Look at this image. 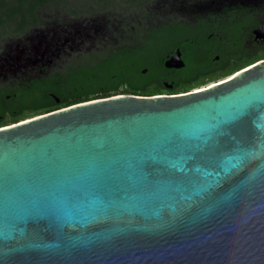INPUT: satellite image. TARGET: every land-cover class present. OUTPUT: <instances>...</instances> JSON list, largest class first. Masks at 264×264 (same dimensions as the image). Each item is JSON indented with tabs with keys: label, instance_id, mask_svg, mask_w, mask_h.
<instances>
[{
	"label": "water",
	"instance_id": "1",
	"mask_svg": "<svg viewBox=\"0 0 264 264\" xmlns=\"http://www.w3.org/2000/svg\"><path fill=\"white\" fill-rule=\"evenodd\" d=\"M0 264H264V58L1 127Z\"/></svg>",
	"mask_w": 264,
	"mask_h": 264
},
{
	"label": "trees",
	"instance_id": "2",
	"mask_svg": "<svg viewBox=\"0 0 264 264\" xmlns=\"http://www.w3.org/2000/svg\"><path fill=\"white\" fill-rule=\"evenodd\" d=\"M119 1L116 0V3ZM52 2L55 0H0V37L19 36L37 27L41 22L38 11ZM235 15V21L229 23L222 32L225 35L222 46L216 51L219 59H210L207 65L199 66L194 62L186 63V72L177 84L176 91L230 76L238 69L264 58V49L253 53L243 46L247 36L259 25L254 12L241 8L236 10ZM158 31V35L143 42L135 52H126L125 49L121 53H112L99 62L75 70L69 69L55 79L35 82L30 89L17 92V101L9 102L0 110V126L5 125L7 115L11 122H17L75 103L115 94H158L160 88L150 86L156 62L167 51L185 43L180 28H159Z\"/></svg>",
	"mask_w": 264,
	"mask_h": 264
},
{
	"label": "rangeland",
	"instance_id": "3",
	"mask_svg": "<svg viewBox=\"0 0 264 264\" xmlns=\"http://www.w3.org/2000/svg\"><path fill=\"white\" fill-rule=\"evenodd\" d=\"M231 8L254 12L264 28V0H55L38 11L41 22L37 27L19 36L0 37V60L14 55L39 56L44 50L43 70L61 71L73 63H94L118 45L138 42L151 26L192 21L197 13L225 14ZM252 39L248 36L244 47L253 53L262 51L264 43ZM37 69L27 67L15 76L34 75ZM10 77L3 73V80ZM227 78L205 81L197 88L202 90Z\"/></svg>",
	"mask_w": 264,
	"mask_h": 264
},
{
	"label": "flooded vegetation",
	"instance_id": "4",
	"mask_svg": "<svg viewBox=\"0 0 264 264\" xmlns=\"http://www.w3.org/2000/svg\"><path fill=\"white\" fill-rule=\"evenodd\" d=\"M236 10L231 8L230 10L226 11L225 14H213L207 13L205 15L201 13H197L196 17L192 21H176V22H168V23H161L156 26H151L145 29L143 36L138 42H134L128 45H118L113 48L111 51L106 53L103 57L99 58L96 62H99L108 55L112 53H121L123 50H127L126 52H135L143 42L147 41L154 35L159 34V28L170 29L171 27L180 28L183 30L181 36L184 37L182 41H185L184 45H178L174 49H171L164 53L161 56V60L157 61L155 67L153 68L154 72V79L151 81V87H159L160 91L158 94L161 95H172V94H180V93H188L191 91L199 90V88H190L187 90H180L176 91L177 84L184 76L186 72V63H195L197 66L200 64L207 65L210 59L214 61L219 59V54L216 51L219 50L222 46L223 38V30H226L229 26V23L234 22L236 15ZM262 25L257 26L261 27ZM33 29V28H32ZM208 30V32H204V30ZM161 32V31H160ZM253 36L252 41L254 43H264V39H255L253 33L249 34L248 36ZM248 36L244 43L247 41ZM181 38V37H180ZM243 43V46H244ZM36 51V50H35ZM39 52V50H37ZM176 53L179 54V58L183 63L180 67H167L165 62L170 60V58L175 55ZM211 56V57H210ZM44 57V50L42 54L39 56L33 55L29 58H25V56H8L4 60H0L2 75L0 76V110L6 107V104L9 102H16L17 97L16 94L19 91L28 90L32 87L35 82H41L44 79H55L60 75H63L67 70L72 69L75 70L76 68L86 66L92 63H83V64H69L64 70H55V71H45L43 70V64L41 59ZM162 62V67H161ZM193 63V64H194ZM37 66V73L34 75L26 76V77H18L15 74L19 70H24L27 67H35ZM6 69V70H5ZM6 71V72H5ZM145 70H143V73ZM3 73L7 76L8 74L11 75L10 79L3 80ZM231 76V75H230ZM227 76V77H230ZM217 80V79H216ZM216 83V82H215ZM213 85V84H212ZM200 86V85H199ZM210 87V86H209ZM206 87V88H209ZM205 89V88H204ZM58 102V100H56ZM1 117V115H0ZM33 117V116H32ZM6 116L5 125L0 126H8L16 122L7 123ZM23 120V119H22ZM19 122V121H17Z\"/></svg>",
	"mask_w": 264,
	"mask_h": 264
},
{
	"label": "bare ground",
	"instance_id": "5",
	"mask_svg": "<svg viewBox=\"0 0 264 264\" xmlns=\"http://www.w3.org/2000/svg\"><path fill=\"white\" fill-rule=\"evenodd\" d=\"M231 77H232V76H231ZM231 77L227 78L226 80H229ZM226 80H223V81H221V82H224V81H226ZM221 82H218V83H221ZM211 86H212V85H211ZM205 89H207V88H205ZM205 89H202V90H205ZM198 91H201V89L196 90V91H194V92H198Z\"/></svg>",
	"mask_w": 264,
	"mask_h": 264
}]
</instances>
